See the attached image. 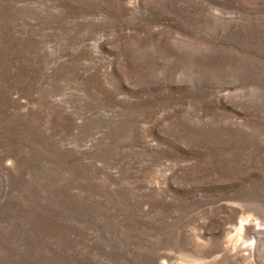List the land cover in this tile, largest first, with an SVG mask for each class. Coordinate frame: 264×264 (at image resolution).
Here are the masks:
<instances>
[{
	"label": "rangeland",
	"instance_id": "rangeland-1",
	"mask_svg": "<svg viewBox=\"0 0 264 264\" xmlns=\"http://www.w3.org/2000/svg\"><path fill=\"white\" fill-rule=\"evenodd\" d=\"M0 264H264V0H0Z\"/></svg>",
	"mask_w": 264,
	"mask_h": 264
}]
</instances>
